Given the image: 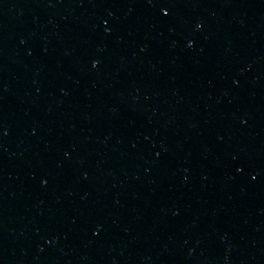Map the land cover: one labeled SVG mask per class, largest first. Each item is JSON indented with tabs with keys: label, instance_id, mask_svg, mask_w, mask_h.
Here are the masks:
<instances>
[{
	"label": "water",
	"instance_id": "1",
	"mask_svg": "<svg viewBox=\"0 0 264 264\" xmlns=\"http://www.w3.org/2000/svg\"><path fill=\"white\" fill-rule=\"evenodd\" d=\"M0 264H264V0H0Z\"/></svg>",
	"mask_w": 264,
	"mask_h": 264
}]
</instances>
